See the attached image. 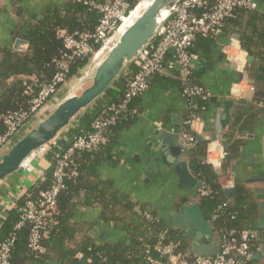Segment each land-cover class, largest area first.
I'll return each instance as SVG.
<instances>
[{
    "label": "crops",
    "instance_id": "0c3cea01",
    "mask_svg": "<svg viewBox=\"0 0 264 264\" xmlns=\"http://www.w3.org/2000/svg\"><path fill=\"white\" fill-rule=\"evenodd\" d=\"M69 1L0 0V64L7 61L11 54L27 53L30 44L24 35L31 25L42 18L48 10L62 9ZM253 1L257 4L256 12L264 15V0ZM235 37H238L239 41L235 40ZM18 39L28 42L22 51L15 49ZM232 42L235 43L232 53L239 57L243 64L231 62L224 53V47ZM195 50L199 56L193 65L195 81L205 87L211 97L208 110L202 115L205 131L202 153L196 147L183 151V155L190 159L193 170L195 163L208 164L214 171L215 167L221 168V174L218 175L224 198L236 212H239L241 218H249L245 228H251L257 234L251 245L252 259L248 264H264V98L261 102L256 101L252 77L256 59L242 48L240 34L237 32L223 33ZM249 57H253V61L249 62ZM14 76L31 78L23 74L12 77ZM12 77L2 81L0 99L4 97L11 84L24 81L10 82L9 79ZM181 94L178 76L156 78L151 89L137 99L140 115L130 122L123 123L107 148L90 163L91 182L97 186L107 187L113 194L130 200L137 205V209L145 208L155 212L164 225L176 232L177 227L171 213L178 212L179 207L190 199V194L177 183L175 176L170 175L164 168L166 159L164 152H168L169 146L157 142V134L160 131L170 134L173 129H177L179 135L188 131L184 121L190 115V111ZM100 101L101 99L96 105ZM102 103L104 104L100 105L101 109L104 108L106 101L103 100ZM88 113H91L90 110L85 115ZM83 117L69 131L75 129L78 133L79 128H85ZM243 126L245 128H242ZM218 128H221L225 135L223 140L228 143L226 148H223L219 141L212 142L213 137L218 135ZM68 132L63 135L64 138H59L60 141H65L67 146L73 138L69 137ZM208 145L211 147L210 153H207ZM207 154L212 162L209 161ZM41 166L45 168L43 175L21 172L15 177L11 181L12 186L3 204L8 202L13 204L25 190L31 189L37 181L43 180L50 167L46 156L45 164ZM155 167L158 170L156 173L153 172ZM226 189L233 190L232 197L226 196ZM84 197L85 193H81L80 200L74 202V214L76 222L84 228L88 236L97 243L123 242L133 245L126 232L105 220L101 205H87ZM205 213L207 217H211L210 211ZM96 228H99L100 232H97ZM102 232L117 233L100 239ZM214 232L215 239L220 245V236ZM180 234L184 238L183 232ZM186 242L189 246L188 251L194 258L192 243L187 240ZM83 258L85 257H79V264ZM86 263L87 261L84 264Z\"/></svg>",
    "mask_w": 264,
    "mask_h": 264
},
{
    "label": "trees",
    "instance_id": "16d2710c",
    "mask_svg": "<svg viewBox=\"0 0 264 264\" xmlns=\"http://www.w3.org/2000/svg\"><path fill=\"white\" fill-rule=\"evenodd\" d=\"M100 1L110 2L111 0ZM209 1L214 2V0ZM203 12V9L197 11L198 14ZM99 18L97 12L90 10L79 0H70L64 8L50 9L42 18L36 20L24 35L30 44L28 52L11 54L7 61L0 64V85L2 81L16 74L27 75L34 79L14 82L8 87L6 94L0 99V117L9 112L28 109V101L37 95L39 85L51 82L58 71L56 60L61 58L65 51L58 32L61 30L70 33L92 31L97 26ZM227 32L240 34L242 48L256 59V68L252 72V77L255 83L256 101L261 102L264 98V15L245 8H238L235 17L225 23L223 33ZM211 39L213 38H199L192 51L196 52L195 48L204 46L205 42ZM88 62L89 59L74 61L70 65L69 80L75 78ZM136 71V65L133 64L115 82L101 101L91 108V113L83 117L82 121L86 123V128L90 126L95 117L109 115L105 106L100 108V105L104 104L103 100L108 104L109 101L120 102L127 91V82ZM158 77L165 76L157 75L154 80ZM192 81L198 84L194 74ZM135 107L138 108L137 99L131 104V108ZM132 119L134 118L121 119L116 125L110 127L109 142L101 150L85 152L74 157L71 168L76 175L66 181V189L59 195L58 211L54 216L56 224L51 234L44 239V252L33 253L28 249L30 225H26L16 233L17 241L11 260L12 264H49L50 262L79 264L80 256L87 259L86 264H149L151 259L159 258V254L154 250L159 243L162 245L176 244L180 251L190 254L189 246L182 235L164 225L155 212L145 208L137 209V205L130 200L113 194L107 187L97 186L91 182L90 163L107 148L122 124ZM2 130L3 126L0 125V132ZM76 134L75 129L68 132L69 137H74ZM204 145L205 143L197 141L193 148L198 147V151L202 153ZM65 147L67 143L59 140L54 147L48 150L46 157L50 167L44 179L37 181L31 189L25 190L20 198L7 209V217L3 219L0 228V240L6 239L14 231V227L20 220V210L25 203L30 199L37 200L40 193L50 187L56 160ZM194 172L203 181L205 189L210 192L208 195H201V205L204 211L211 212V217H208L214 223V231L220 237L224 233L238 237L239 233L245 229L249 218H241L239 212H236L224 198L220 175L214 171L213 167L203 163H195ZM81 193H85V204L101 205L105 220L126 232L133 245L123 242L97 243L88 236L84 228L76 222L74 214V202L78 201ZM219 206H223L220 211H218ZM146 213L158 221L149 220L145 216ZM215 214L219 215L217 219H214ZM241 219L243 221H240ZM164 233H166V240L160 242L159 235Z\"/></svg>",
    "mask_w": 264,
    "mask_h": 264
},
{
    "label": "built area",
    "instance_id": "2783aa9c",
    "mask_svg": "<svg viewBox=\"0 0 264 264\" xmlns=\"http://www.w3.org/2000/svg\"><path fill=\"white\" fill-rule=\"evenodd\" d=\"M143 0H79L90 10L99 14V22L92 31L67 32L61 30L58 37L61 39L65 51L61 58L56 60L58 71L49 83L40 84L36 96L29 100L26 110L9 112L0 117V149L6 145L38 112L42 110L65 86L69 80L70 65L77 60H86L97 57L110 45L119 33L125 21ZM238 8L251 11L257 10L253 0H181L171 17L159 29L155 38L143 49L135 61L137 71L127 82V91L120 102H106L109 112L106 117H95L89 127L79 128L69 145L58 156L51 178L50 187L42 191L37 200L30 199L20 210V220L14 231L4 240H0V264H12L13 251L17 241V231L30 225L28 249L33 253L44 252L43 242L52 232L55 223V214L58 211V198L66 189V181L76 175L71 168L76 155L85 152L101 150L109 142V129L121 119L137 117L138 108H131V104L147 93L157 75L171 77L178 76L182 98L187 102L190 115L184 121L188 129L180 137L184 141V152L193 148L199 137H205L202 115L208 110L210 93L200 84L192 81L194 62L199 59L192 49L199 38L216 39L223 34L227 20L236 15ZM203 9V13L197 11ZM235 43L224 47L228 59L236 64L243 61L232 53ZM247 55V54H246ZM246 57V56H245ZM245 62L247 59H244ZM30 89V88H29ZM31 90V89H30ZM62 138H64L62 136ZM211 147L208 145L207 153ZM48 149L42 154L47 155ZM209 161L212 162L213 160ZM25 173L39 174L38 170L26 164ZM42 177V176H41ZM210 194L204 188L201 195ZM12 203H4L0 213V228L2 221L7 217V209ZM223 206L218 207L220 211ZM145 216L155 222L156 218L146 213ZM219 217L215 214L214 219ZM257 234L251 228H245L234 237L224 233L220 237L219 255L211 258H192L190 254L180 251L173 243L162 245L159 243L154 250L159 254L157 260L151 259L149 264H248L252 259V242ZM160 242L166 240V233L159 235Z\"/></svg>",
    "mask_w": 264,
    "mask_h": 264
},
{
    "label": "water",
    "instance_id": "95a60500",
    "mask_svg": "<svg viewBox=\"0 0 264 264\" xmlns=\"http://www.w3.org/2000/svg\"><path fill=\"white\" fill-rule=\"evenodd\" d=\"M180 1L153 0L123 33H118L99 56L91 58L77 76L69 80L63 90L0 149V213L4 207V198L12 186L11 181L21 172H25L26 164L34 166L44 174L45 168L41 166L45 164V157L42 156L44 151L54 146L135 63L139 54L171 17ZM234 39L239 41L238 37ZM27 45V41L18 39L15 49L22 51ZM248 61H253V57H249ZM33 79L14 76L9 80L12 82ZM220 129H217L218 135L213 137L212 142L219 141L222 147L226 148L228 143L223 140L225 135ZM171 131L170 134L164 131L157 134V142L169 146L168 152H164V168L170 175L175 176L177 183L190 194V199L179 207L178 212L171 213L172 220L177 232H183L184 239L192 243L194 258L215 257L219 255L221 248L215 239L214 223L208 219L201 205L204 183L196 176L190 159L183 155L184 141L180 140L177 129ZM198 141L203 142L204 138L199 137ZM153 172H158L156 167ZM215 172L221 174V168L215 167ZM225 194L228 198L232 197L233 190L226 189ZM96 231L100 232V229L96 228ZM116 233L102 232L100 239ZM86 261L87 259L83 258L81 264Z\"/></svg>",
    "mask_w": 264,
    "mask_h": 264
},
{
    "label": "bare ground",
    "instance_id": "6f19581e",
    "mask_svg": "<svg viewBox=\"0 0 264 264\" xmlns=\"http://www.w3.org/2000/svg\"><path fill=\"white\" fill-rule=\"evenodd\" d=\"M153 0H143L141 1V3L137 6V8L133 11V13L131 14V16L125 21V23L123 24V26L121 27L119 34L123 33L125 31V29L132 24L133 20L135 19V17H137L141 11L147 9V7H149L151 5V2Z\"/></svg>",
    "mask_w": 264,
    "mask_h": 264
},
{
    "label": "rangeland",
    "instance_id": "374dc122",
    "mask_svg": "<svg viewBox=\"0 0 264 264\" xmlns=\"http://www.w3.org/2000/svg\"><path fill=\"white\" fill-rule=\"evenodd\" d=\"M69 81V80H68Z\"/></svg>",
    "mask_w": 264,
    "mask_h": 264
}]
</instances>
